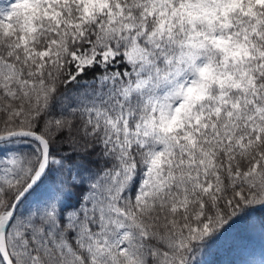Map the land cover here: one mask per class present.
I'll list each match as a JSON object with an SVG mask.
<instances>
[{"label":"snow or ice","instance_id":"snow-or-ice-1","mask_svg":"<svg viewBox=\"0 0 264 264\" xmlns=\"http://www.w3.org/2000/svg\"><path fill=\"white\" fill-rule=\"evenodd\" d=\"M0 0V264H264V0Z\"/></svg>","mask_w":264,"mask_h":264},{"label":"trees","instance_id":"trees-1","mask_svg":"<svg viewBox=\"0 0 264 264\" xmlns=\"http://www.w3.org/2000/svg\"><path fill=\"white\" fill-rule=\"evenodd\" d=\"M234 4H235V6H238V3H235V0H234Z\"/></svg>","mask_w":264,"mask_h":264}]
</instances>
